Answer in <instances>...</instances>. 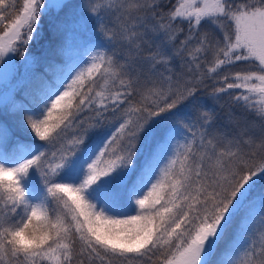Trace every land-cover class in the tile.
Listing matches in <instances>:
<instances>
[{
    "label": "snow or ice",
    "instance_id": "snow-or-ice-1",
    "mask_svg": "<svg viewBox=\"0 0 264 264\" xmlns=\"http://www.w3.org/2000/svg\"><path fill=\"white\" fill-rule=\"evenodd\" d=\"M0 264H264V0H0Z\"/></svg>",
    "mask_w": 264,
    "mask_h": 264
},
{
    "label": "trees",
    "instance_id": "trees-1",
    "mask_svg": "<svg viewBox=\"0 0 264 264\" xmlns=\"http://www.w3.org/2000/svg\"><path fill=\"white\" fill-rule=\"evenodd\" d=\"M19 2L22 4L23 0H19ZM67 3L70 4H74L77 5L79 3H81V0H66ZM172 2L174 3L175 0H172ZM67 10H61L60 13H57L56 10H52L48 15H46L43 20H42V34H41V38L38 42L34 41L32 44L29 45V50L32 51L33 48L35 46V50H33L32 52H30L32 56L34 57H38L41 60L44 59H53V52L54 49L56 47L57 44H59L60 42V37L59 36H53L52 33V29H51V22L53 17L59 15V16H64L65 12ZM7 22V21H6ZM87 32L92 33V29L91 28H87L86 32H81L79 38V41H84L88 43H96L98 41L93 40V35L94 33H92V35H88L87 36ZM37 45V47H36ZM56 62L59 63L60 62V58L56 57ZM39 67V66H38ZM40 70V68H39ZM38 70V71H39ZM19 73V72H18ZM16 72V75L18 77V74ZM14 82V81H13ZM211 91V87L205 89L201 95H208V93ZM214 106H216L215 112H216V126L224 131H231V125H229L228 121H227V117H226V107H221L219 104H214ZM237 114H239V112L237 111ZM250 119H253V117H250ZM69 135H71V133H69Z\"/></svg>",
    "mask_w": 264,
    "mask_h": 264
},
{
    "label": "rangeland",
    "instance_id": "rangeland-1",
    "mask_svg": "<svg viewBox=\"0 0 264 264\" xmlns=\"http://www.w3.org/2000/svg\"><path fill=\"white\" fill-rule=\"evenodd\" d=\"M87 28H91V26L90 25H88V26H86L84 29H82L81 30V32L83 31V32H86V29ZM92 29V28H91ZM92 33H93V30H92ZM92 33H89V32H87L86 34H87V36L88 35H92ZM78 40H79V38H78ZM81 44H83V45H85V46H91V43H86L85 42V44H84V41H79ZM36 47H37V45H36ZM33 48V50H35V46L34 47H32ZM32 50V51H33ZM30 51V50H29ZM32 51H30V52H32ZM29 52V55L31 54ZM15 64H16V66H17V73L20 75V74H22V72H23V69L22 68H20L19 66H20V64H21V60H20V57L19 56H16L15 57ZM37 70H39V67H37ZM18 75V76H19ZM22 96H23V94H22V92L21 93H19L18 95H17V99H21L22 98ZM200 100H201V102L204 104V105H206L209 109H212V108H215L216 106H214V102L212 101V99L210 98V96L209 95H201L200 96ZM253 119H254V117H253ZM8 122L9 123H13V120H12V118L11 117H9L8 118ZM37 142H39V141H37ZM40 143H43V142H40ZM133 207H135V206H133ZM131 214H134V212H132ZM119 218H125V217H119Z\"/></svg>",
    "mask_w": 264,
    "mask_h": 264
}]
</instances>
